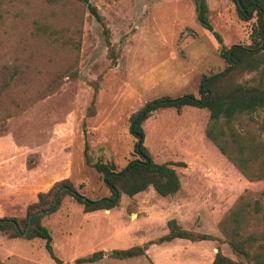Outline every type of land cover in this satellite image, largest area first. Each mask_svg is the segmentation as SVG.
Here are the masks:
<instances>
[{
  "label": "rangeland",
  "instance_id": "1",
  "mask_svg": "<svg viewBox=\"0 0 264 264\" xmlns=\"http://www.w3.org/2000/svg\"><path fill=\"white\" fill-rule=\"evenodd\" d=\"M94 6L117 53L110 64ZM0 0V218L24 216L25 207L60 180L85 198L108 196L101 177L85 163L135 159L128 117L160 97L198 95L201 76L226 64L212 34L195 19L193 0ZM207 19L225 47L249 45L251 24L240 21L229 0H205ZM252 74L241 80L251 83ZM96 86L93 115L86 112ZM207 111L158 109L141 127L155 163L175 167L180 187L170 197L151 188L120 197L108 211L83 213L64 196L41 219L62 264L102 252L82 264H211L219 250L234 261L219 223L238 201L264 206V180L247 181L204 137ZM264 137V109L237 123ZM170 219L210 241L173 240L148 245L139 257L116 260L113 250L142 247L167 233ZM0 264H55L40 239L0 235Z\"/></svg>",
  "mask_w": 264,
  "mask_h": 264
},
{
  "label": "trees",
  "instance_id": "2",
  "mask_svg": "<svg viewBox=\"0 0 264 264\" xmlns=\"http://www.w3.org/2000/svg\"><path fill=\"white\" fill-rule=\"evenodd\" d=\"M50 3L62 0H48ZM69 1V0H64ZM86 3V0H76ZM236 17L251 24L249 45L225 47L220 36L213 31L207 19L205 0H193L197 23L210 32L218 44V56L226 67L219 73L201 76L198 95L184 94L180 97H160L146 102L128 117V133L134 138L135 159L119 171L112 164L100 161L91 163L85 156V163L101 177L108 190V196L97 200L83 197L67 179L53 183L45 192H39L34 202L25 207L24 216L0 218V235L7 239H40L44 249L55 264H62L52 252L51 236L41 225L42 217L53 213L64 196L70 197L82 207L83 213L108 211L118 206L120 197L134 195L151 188L160 197H170L178 192L180 183L175 167H183L181 162L155 163L143 145L142 123L151 112L158 109L179 111L184 107L205 109L207 124L204 137L214 148L249 182L264 180V137L249 131L241 132L237 123L244 116L264 109V0H229ZM89 15L102 28L104 44L110 64L114 65L117 53L109 41V31L96 8L86 3ZM252 74L251 83L240 81L243 75ZM96 86L93 88L86 116L93 115ZM167 233L142 247L113 250L111 259L124 260L142 256L148 245H159L173 240L189 242L210 241L211 236L195 234L182 229L173 219L166 222ZM219 231L230 252L242 260L234 261L217 250L211 264H264V206L259 202L238 201L219 223ZM103 253L98 251L76 263H93L100 260Z\"/></svg>",
  "mask_w": 264,
  "mask_h": 264
}]
</instances>
